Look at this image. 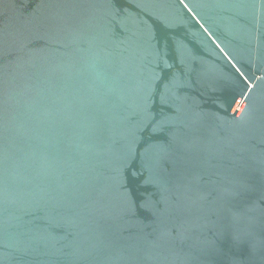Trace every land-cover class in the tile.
Segmentation results:
<instances>
[{"label":"water","instance_id":"95a60500","mask_svg":"<svg viewBox=\"0 0 264 264\" xmlns=\"http://www.w3.org/2000/svg\"><path fill=\"white\" fill-rule=\"evenodd\" d=\"M0 264H264V0H0Z\"/></svg>","mask_w":264,"mask_h":264}]
</instances>
